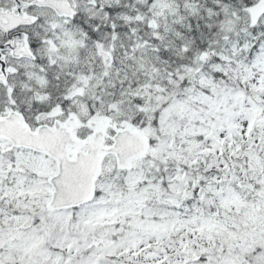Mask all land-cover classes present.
<instances>
[{
  "label": "snow or ice",
  "instance_id": "snow-or-ice-1",
  "mask_svg": "<svg viewBox=\"0 0 264 264\" xmlns=\"http://www.w3.org/2000/svg\"><path fill=\"white\" fill-rule=\"evenodd\" d=\"M0 264H264V0H0Z\"/></svg>",
  "mask_w": 264,
  "mask_h": 264
}]
</instances>
